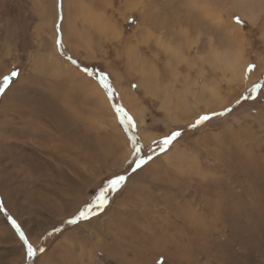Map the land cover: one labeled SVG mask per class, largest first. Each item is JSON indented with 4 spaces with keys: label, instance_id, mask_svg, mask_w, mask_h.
Returning a JSON list of instances; mask_svg holds the SVG:
<instances>
[{
    "label": "rangeland",
    "instance_id": "rangeland-1",
    "mask_svg": "<svg viewBox=\"0 0 264 264\" xmlns=\"http://www.w3.org/2000/svg\"><path fill=\"white\" fill-rule=\"evenodd\" d=\"M230 5L0 0V264H264V0L252 22ZM212 50H239L243 79ZM12 84L21 109L3 99ZM28 100L31 136L16 119ZM55 138L76 149L59 166Z\"/></svg>",
    "mask_w": 264,
    "mask_h": 264
},
{
    "label": "bare ground",
    "instance_id": "bare-ground-1",
    "mask_svg": "<svg viewBox=\"0 0 264 264\" xmlns=\"http://www.w3.org/2000/svg\"><path fill=\"white\" fill-rule=\"evenodd\" d=\"M252 1L253 0H231V4L230 5V8H234L232 10H236L237 13L239 14V16L243 17V18H246L248 20V22H252V18L256 17L255 13H254V10L252 8ZM75 2V1H74ZM80 2V1H79ZM138 2V1H136ZM75 4V3H74ZM135 4V3H133ZM139 4V3H138ZM80 5V4H79ZM142 5V4H141ZM140 5V6H141ZM216 5V4H215ZM132 6V5H131ZM236 7V8H235ZM137 8V7H136ZM83 9V7H82ZM253 14L255 16H253ZM102 15V13H101ZM88 20H91V21H94L95 24H93V27L95 28H98V31H102V27H101V24L100 22L102 21V18L100 16V14H96V15H89L88 16ZM256 21V20H255ZM87 23V22H86ZM104 24V22H103ZM232 23H230L231 25ZM92 25V24H91ZM90 26V25H89ZM92 27V26H91ZM90 27V29H91ZM113 27V26H112ZM110 28V27H109ZM114 29V28H113ZM115 30V29H114ZM145 30V29H144ZM113 31V30H112ZM111 31V32H112ZM104 32V31H102ZM116 33V31H114ZM147 32V37L149 38V36H152V34H149L148 31ZM106 33V32H105ZM233 34V33H232ZM114 35V34H113ZM145 37H146V33L144 34ZM154 37L155 41L159 44L160 43V46L163 48V50L165 51L166 55L168 54V56H171L173 58V55L175 57L178 58V56L182 55L180 54L179 51H177L175 49V47L173 48V45H171V42L169 43H165L164 41H162V36H158V37H155V36H152ZM146 39V38H145ZM128 51V50H127ZM134 52V51H133ZM182 53V52H181ZM210 54V58L211 60L209 61H213L214 64L216 65V67H220L221 71L222 72H226L230 75V77H237V73H239L240 75V79H243L244 77V72H245V69H246V64L244 62H242V57H241V53L239 52V50H234V51H230L229 53L227 52H220V51H215V50H212ZM176 58V59H177ZM179 59V58H178ZM177 59V60H178ZM180 60V59H179ZM178 60V61H179ZM208 60V59H207ZM177 63H180L178 62ZM171 66V64H170ZM177 67V66H176ZM152 69V68H151ZM169 69V68H168ZM175 69V68H174ZM219 69V70H220ZM155 70V69H154ZM153 71V70H152ZM203 71V70H202ZM155 72V71H154ZM152 72V74L154 73ZM151 73V71L149 72V74ZM158 75V74H157ZM238 75V76H239ZM252 75V74H251ZM154 77V79L156 78L154 75H152ZM203 76V75H201ZM151 78V76H150ZM145 85V84H144ZM152 86V85H151ZM149 87V86H148ZM201 89L202 90H205L206 89V86H201ZM187 90V89H186ZM209 91L210 93L213 92V94L215 93L214 89L210 88L207 90ZM162 92V91H161ZM165 92V90H164ZM147 94V93H146ZM151 95V94H150ZM151 99V98H150ZM178 99L181 100V97H179ZM128 100V99H127ZM168 100V99H167ZM130 101V100H128ZM130 103V102H129ZM169 103V102H168ZM173 103V102H172ZM131 104V103H130ZM129 104V106H130ZM164 104V103H163ZM127 105V104H126ZM135 106V105H134ZM168 106V105H167ZM185 107V106H183ZM208 107V105L206 106V108ZM135 109V108H134ZM136 112V109L134 110ZM141 115V114H140ZM139 117V116H138ZM140 119V117H139Z\"/></svg>",
    "mask_w": 264,
    "mask_h": 264
},
{
    "label": "crops",
    "instance_id": "crops-1",
    "mask_svg": "<svg viewBox=\"0 0 264 264\" xmlns=\"http://www.w3.org/2000/svg\"><path fill=\"white\" fill-rule=\"evenodd\" d=\"M1 64V63H0ZM8 73V72H7ZM6 74V73H5ZM3 75V74H2ZM19 81H17V83H18ZM16 84V83H15ZM13 85V87H12V90H11V92H10V95L9 94H7L5 97H3V99H4V101H6V102H8L7 103V106H8V108H12V106L13 107H16V108H18V109H21L22 108V104L20 105V103H23V102H19V98L17 97V95L19 94V92H18V90L21 88V87H19V85L17 86V85ZM28 85L27 86H25V88H24V92L26 91V90H28ZM31 91V90H30ZM26 93V92H25ZM26 95V94H25ZM1 98H2V96H1ZM51 104H53L52 102H51ZM32 108H33V106L30 104V100H28V101H25L24 102V113H22L21 111L20 112H17L16 111V113H17V117L18 118H16L17 119V123L19 124V125H23V127H22V129L21 130H19V132H18V134L19 133H21V134H24V135H33V133L31 132V130H30V132L29 131H27V127H32V124H33V120H32ZM14 110H16V109H14ZM41 115L43 116L44 115V113L42 112L41 113ZM72 115H73V111H72ZM21 116H24V119H21ZM73 120H75L76 119V117H74V118H72ZM20 120H22V122H20ZM42 121H44V118L42 117L41 118V122ZM53 122V121H52ZM85 132H79V133H77L76 135H78V136H80V134L82 135V134H84ZM15 134H17V131H15ZM64 140V143H65V139L62 137V138H60V140ZM89 139H90V137H89ZM88 139V141H89V144H84V148H90V147H93V148H95V145H94V143L91 141V139L89 140ZM54 142H56L57 144H54L53 146H52V150H54L55 151V153L54 152H49V153H47V155H54V154H56L57 155V160L58 161H56V163L58 162V164H57V166H59L60 164V162H62V160L61 161H59L60 160V158H63L64 157V155L65 154H72L73 155V153H74V151L76 150L75 148H76V146H77V141H76V136L75 135H72V143L74 144V147L75 148H73L74 150H72V151H69V152H65L64 153V146H63V143H62V145H61V142L59 141V139L58 138H55L54 140H53ZM77 148L79 149V147L77 146ZM70 150V149H69ZM74 158V157H73ZM77 164H75V162H72V166L74 167V166H76Z\"/></svg>",
    "mask_w": 264,
    "mask_h": 264
},
{
    "label": "trees",
    "instance_id": "trees-1",
    "mask_svg": "<svg viewBox=\"0 0 264 264\" xmlns=\"http://www.w3.org/2000/svg\"><path fill=\"white\" fill-rule=\"evenodd\" d=\"M116 109L119 110V111H121V110L123 111V108L120 106L119 103H116ZM136 157H137V155H135V156L132 157V159L128 162L129 165L131 164V162H133L134 158H136ZM136 164H137V163L135 162V164L133 165V167H135ZM133 167H130V168L133 169ZM136 167H137V166H136ZM136 167H135V168H136ZM135 168H134V169H135ZM112 190H114V189L112 188ZM87 209H88V208H86V207H83V208L81 207V208L79 209V212H78V215H77L76 218H74V219H72V220H69V221H65L64 223H68V225H69V224H73L74 222L82 221V220L85 219V218H81L80 213H81V212H85V214H86V210H87ZM85 217H86V216H85ZM60 231H61V227H58V228H56V229H54V230H52V231L46 233V234L42 237V240H41V242H40V243H41V244H40V247H41L42 249H44V248H45L44 243H45L46 241H51L52 238H53L54 236H56L55 234H59ZM40 247H32V254L30 255L29 252H28V256L31 257V256H33L34 254H39V253L41 252Z\"/></svg>",
    "mask_w": 264,
    "mask_h": 264
},
{
    "label": "snow or ice",
    "instance_id": "snow-or-ice-1",
    "mask_svg": "<svg viewBox=\"0 0 264 264\" xmlns=\"http://www.w3.org/2000/svg\"><path fill=\"white\" fill-rule=\"evenodd\" d=\"M12 75L15 76V75H17V73L16 72H13ZM5 79L7 80V78H5ZM104 83H105V87L107 88L108 85H107L106 81ZM121 118H122V122H126L128 124H132L131 118L130 117H127V114L126 113H123L122 110H121ZM204 119H206V117H201L200 120L197 121V123L203 122ZM178 135H179L178 132L177 133H173L171 137L166 138L164 140V144H169L171 142V140L175 139V137L178 136ZM137 167H139V164H137ZM123 179H124V177H120L119 179L113 180L111 182V187L113 189H115L123 181ZM97 199L99 201V206H103V204L106 201V196L101 195V196L97 197ZM86 211H90V209H87ZM80 216H81V218H85V212H81L80 213ZM28 252H29L30 255L32 254V247H31V245H29V247H28Z\"/></svg>",
    "mask_w": 264,
    "mask_h": 264
}]
</instances>
